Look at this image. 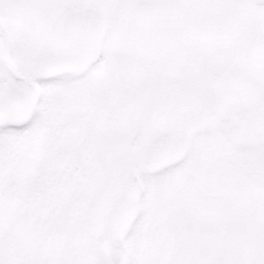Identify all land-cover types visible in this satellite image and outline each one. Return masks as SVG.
<instances>
[{
  "label": "rangeland",
  "instance_id": "obj_1",
  "mask_svg": "<svg viewBox=\"0 0 264 264\" xmlns=\"http://www.w3.org/2000/svg\"><path fill=\"white\" fill-rule=\"evenodd\" d=\"M0 30L39 91L0 126V264H264V7L0 0ZM6 57L0 119H23Z\"/></svg>",
  "mask_w": 264,
  "mask_h": 264
},
{
  "label": "water",
  "instance_id": "obj_2",
  "mask_svg": "<svg viewBox=\"0 0 264 264\" xmlns=\"http://www.w3.org/2000/svg\"><path fill=\"white\" fill-rule=\"evenodd\" d=\"M258 4H264V0H256ZM243 102L232 99L227 101L224 110L220 112L219 120L230 121L231 125H236V115L240 112Z\"/></svg>",
  "mask_w": 264,
  "mask_h": 264
}]
</instances>
